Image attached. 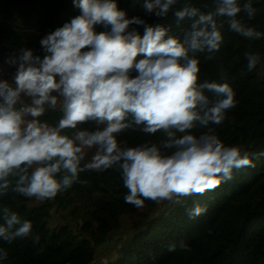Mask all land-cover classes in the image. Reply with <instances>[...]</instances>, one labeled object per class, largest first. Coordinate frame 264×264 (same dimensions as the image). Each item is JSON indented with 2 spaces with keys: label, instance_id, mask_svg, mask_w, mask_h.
Returning <instances> with one entry per match:
<instances>
[{
  "label": "clouds",
  "instance_id": "obj_1",
  "mask_svg": "<svg viewBox=\"0 0 264 264\" xmlns=\"http://www.w3.org/2000/svg\"><path fill=\"white\" fill-rule=\"evenodd\" d=\"M178 3L140 4L146 15L165 19L171 13L179 29L174 33L170 24L129 17L117 0H74L80 14L40 40L43 55L21 48L4 57L15 72L11 80L0 78V195L12 191L43 203L78 182L80 173L115 169L128 190L125 202L142 208L145 200L179 203L214 191L233 179L234 170L254 167L253 158L264 153L225 145L211 127L236 106L233 88L199 77L201 54L214 59L225 27L248 39L264 35L240 18L243 12L253 19L257 9L252 0ZM97 25L105 30L97 32ZM246 59L251 72L261 58L246 53ZM57 108L62 116L56 123L39 119ZM89 121L94 129L81 127ZM126 132L163 138L130 146L120 139ZM206 211L196 204L187 215ZM0 218V239L9 244L32 231L31 222L8 207ZM176 247L169 244L168 251ZM179 247L187 249L182 241ZM7 258L0 248V261Z\"/></svg>",
  "mask_w": 264,
  "mask_h": 264
},
{
  "label": "trees",
  "instance_id": "obj_2",
  "mask_svg": "<svg viewBox=\"0 0 264 264\" xmlns=\"http://www.w3.org/2000/svg\"><path fill=\"white\" fill-rule=\"evenodd\" d=\"M184 2L179 0L177 7ZM188 2L199 7L212 4V0ZM141 3L117 0L129 17L138 15L149 24H170L174 33L179 31L171 13L165 19L146 15ZM252 4L257 9L255 17L249 20L242 12L240 18L264 33V0H252ZM79 14L74 0H0V59L21 48L43 55L40 40ZM10 19L13 24L8 22ZM27 22L38 33L21 34ZM182 26L186 27L187 22ZM131 27L143 33L142 26ZM95 30L105 29L97 25ZM246 53H258L259 64L264 67V35L258 40L248 39L225 27L223 43L214 59L206 61L201 54L199 78L227 82L236 94L237 104L228 110L224 122L211 125L218 138L225 145H239L249 153H264V77L259 75V64L253 71L247 70ZM61 116L59 109H48L39 119L54 124ZM81 127L94 129L96 124L89 121ZM161 138L160 132L154 136L126 132L120 137L130 146ZM253 164L234 170L233 179L214 191L180 197L179 203L145 200L142 208L125 202L128 190L115 169L80 173L78 182L43 203L9 191L0 195V209L8 207L21 221H30L32 231L10 244L0 239V248L8 252V258L0 264H264V155L253 158ZM196 204L207 211L189 217L187 209ZM55 210H63L68 218L79 222L75 232L68 224H53ZM120 217L130 220L131 226L116 233ZM108 236L109 240L123 242L114 257L99 261L93 246ZM181 241L187 249L179 247ZM173 243L177 247L170 252L168 245Z\"/></svg>",
  "mask_w": 264,
  "mask_h": 264
},
{
  "label": "rangeland",
  "instance_id": "obj_3",
  "mask_svg": "<svg viewBox=\"0 0 264 264\" xmlns=\"http://www.w3.org/2000/svg\"><path fill=\"white\" fill-rule=\"evenodd\" d=\"M8 22L13 24L12 19L8 20ZM25 26L31 27L29 22H27L25 24ZM32 29H33L32 31L20 30L21 31L20 33L23 35L30 33V32L38 33L35 30V28H32ZM259 75L264 77V67L262 66V64H259ZM9 80H11V79H9ZM57 109H59V108H57ZM90 156H91V153L89 154V158H90ZM67 216H68L67 213L64 212L63 210H55L52 213V222H53V224L58 225V226L68 224L69 226H71L73 228L72 231L75 232V227L77 229L79 222H75L72 219L68 218ZM137 220L138 219H136L135 221H137ZM119 222H120V224L117 228L116 233H121L122 228H127V227L131 226V222L127 218L120 217ZM122 242H123V239H120L117 241H113L111 239L109 240V236H108V238H106L104 242L93 246V251H94L96 257L97 256L100 257L99 261H105V259L107 257L113 256V254H115L117 252V248L119 247L120 243H122Z\"/></svg>",
  "mask_w": 264,
  "mask_h": 264
},
{
  "label": "built area",
  "instance_id": "obj_4",
  "mask_svg": "<svg viewBox=\"0 0 264 264\" xmlns=\"http://www.w3.org/2000/svg\"><path fill=\"white\" fill-rule=\"evenodd\" d=\"M23 31H32L31 27H27L24 29H20ZM15 72L14 67H9L7 64L4 63V58L0 59V78L2 79H11Z\"/></svg>",
  "mask_w": 264,
  "mask_h": 264
}]
</instances>
